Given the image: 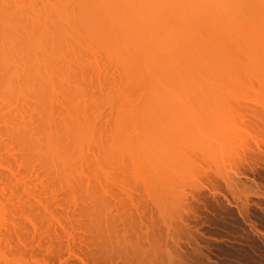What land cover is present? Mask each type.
<instances>
[{
	"label": "rangeland",
	"instance_id": "rangeland-1",
	"mask_svg": "<svg viewBox=\"0 0 264 264\" xmlns=\"http://www.w3.org/2000/svg\"><path fill=\"white\" fill-rule=\"evenodd\" d=\"M232 19L207 69L176 61L181 36L153 70L145 36L111 50L49 22L21 68L40 78L10 93L0 68V264H264V17Z\"/></svg>",
	"mask_w": 264,
	"mask_h": 264
},
{
	"label": "bare ground",
	"instance_id": "bare-ground-1",
	"mask_svg": "<svg viewBox=\"0 0 264 264\" xmlns=\"http://www.w3.org/2000/svg\"><path fill=\"white\" fill-rule=\"evenodd\" d=\"M46 1L48 2L47 5H46ZM40 2H41V6L43 8H41V6L39 4ZM261 14H263V15H261ZM100 16H101V18H103L104 16H106V19H107L106 21L108 23L107 22H104L103 19H101V21H99V20L97 21L98 17H100ZM252 16L255 19H256L257 16L264 17V0H0V68H1V70L2 69L4 70L3 73L5 74V75L3 74L4 75V78H2V79H3V81L7 80L8 82H10V83H8L6 81L8 83L7 85H10L8 88L11 87L10 91L11 90L12 91L10 92L9 89L7 91L10 92V93H12L13 90L15 89V92L14 93H16L18 90L14 86V85H16V84H14V82L16 81L14 79H16L18 76H20V80L21 81L17 78L20 82L18 83L17 82L18 80L16 82L19 85H21V83L24 84L26 82H28V83L31 82L30 79L29 80L26 79V78H28L26 76V73H27V75L28 74H31L35 78L39 75V72L38 71L40 69H37V70L35 69L36 71H32L31 73H30V71L27 72L26 69H25L24 70L25 73H23L24 71L22 70L23 69L22 68V65L26 61L29 62L31 60V57H33V55H34V54L33 55H30L29 54L31 52V50L29 51L30 48H32L33 46H35V48L38 47V49L40 47H42V45H43V43H42L43 42V37L42 36L39 37V35H41V34L44 35L45 34V33L43 34L42 32H46V30L48 29V28L46 29L48 22L51 23V30H52L53 26L55 27V25L52 26V24H57L60 27L62 25H65L64 27L67 28V29L65 28V32H66V33L64 32L65 35L66 34L67 35H70L71 34L75 38L76 34H80L81 33L85 37L87 36L89 38L90 42L91 41H94V42L100 43V45L101 44H103V45L106 44L107 46H104V47H107L108 49H111V50L113 49V50H118L119 51V49L121 50V48H123V50H125V48H126L125 45L128 44V41L131 39L129 37L136 36V35H137V37L138 36H141V37L145 36L147 39H146V42H144L145 44L143 46L144 47L143 48V51L145 49V53L146 54H145V57H144L145 59L141 58V61L145 60L143 62L144 63L146 62L149 67L155 65L153 62H155L156 64H159L160 63L161 53L160 52L159 53L157 52L159 50H157L156 47L158 45H161V43H163V41H166V40L169 41L170 40V42L172 41L171 42L172 43L171 45H174V47L172 46L173 47L172 51H174V52H175V48H176L175 46H178V45H179V47L177 49H179L180 52L184 48V45H185V47L187 46L186 49L189 48V50H187V52L189 51V54L190 55L186 54L187 53L186 51H185L186 53H183L184 51L181 52V53L185 54L184 56H181L182 54L181 55H178L180 52H178V50L176 49L177 50L176 52L178 54L176 52L174 54H177V56H180V57L176 58V61H177V59L180 58V59H182L181 60L182 63H183L184 60L187 62L186 57L187 56L189 57V58L187 57V59L189 61L190 56H191V58L193 60L190 59V62L192 64L190 66H193L194 64H196V65H194V67L195 66L197 67L198 66L197 64H201L203 62V65H204V64L209 63L210 60L213 61V59H214V61H213V64L214 65L212 64V62H211V64L213 66H215V63H216L217 59H219V58L222 59L221 56H224V55H222L223 54L222 51H224V50H222V48L220 46H224L225 45L223 43L225 42L224 39L226 38V36H223V33L224 32L227 33L226 32V29L229 28V25L231 23V22L229 23V21L232 19V17H237L238 18V19L237 18H233L232 20H239V21L241 20V22H242V19L243 20H245L247 18L252 19L253 18ZM242 17H244V18H242ZM228 18H229V20H228ZM47 19H50L53 23L51 21H48ZM46 22H47V24H44ZM102 22H104V23L102 24ZM226 22H228L229 25ZM234 24H236V23H234ZM244 25H245V23H244ZM51 30H49V31L51 32ZM60 30H58V31H60ZM230 30H232V29H230ZM36 31H37V34L38 35L36 33H34ZM49 31H47V33ZM181 32H183V33L186 32V33L183 35V33H181ZM56 33H57V31H56ZM54 36H55V33H54ZM59 36L57 35V37H59ZM62 36L64 37L63 34H62ZM180 36L183 39H181ZM87 37L85 38L86 40H87ZM155 37H156V39H154ZM179 37H180V39H179ZM54 38H56V37H54ZM123 38H125V40ZM127 38H129L128 41H127ZM184 38L187 39V41L189 42L188 45H186L188 42L187 41H184ZM140 39L142 40V38H140ZM178 39L181 40V41H179ZM60 40H62V39H60ZM133 40L134 39L131 40V43L133 42L134 44H136V42H134V41H138V40H134V41ZM235 40H236V38H235ZM44 41H47V40H44ZM144 41H145V38H144ZM158 41H159V43H157ZM178 41L181 42L182 45H180V43L177 45L176 43ZM182 41L185 42V43L183 44ZM226 41H228L227 38H226ZM53 42H51V43H53ZM68 42L71 43L70 40H68L67 43ZM125 42H126V44H125ZM156 43L158 45H156ZM165 43L163 45H165ZM221 43H222V45H221ZM130 44H128V45H130ZM43 46H45V45H43ZM72 46H74V45H72ZM131 46H135V45H131ZM137 46H140L141 47V44H139ZM137 46H135V50H136V47ZM168 46H170V45L168 44ZM182 46H183V48H182ZM234 46H236V45H234ZM62 47H61V49H62ZM50 48H52V46ZM180 48H182V49L180 50ZM45 49H46V47L44 48V51H46ZM61 49H59V50H61ZM65 49H66V47L63 50H65ZM40 50H41V48H40ZM183 50H185V49H183ZM54 51H55V49H54ZM107 51H110V50H107ZM169 51H170V48H169ZM129 52H131V51H128V53ZM110 53H112V52H110ZM119 53L120 52H118V54ZM40 54H43V52L42 53L39 52V56H37V57L40 58L41 57ZM36 55H38V53H36ZM172 55H173V53H172ZM35 56H34V58H35ZM43 56H45V54ZM56 56H58V55H56ZM158 56H160L159 59L156 58ZM121 57L119 56V58H121L123 60L122 61L120 59L119 60L122 63H123V61L124 62H127L128 65H130V62L129 61H131V63H132V60L134 61V59H135V58L134 59L131 58L130 60L125 61L126 59H128L127 58L128 56L126 58H123L124 55H121ZM166 57H163V58L166 59ZM183 57H185L184 60H183ZM25 58H27V59H25ZM39 58L36 59V61L38 62V64L40 63L39 60H42V59H39ZM46 58L51 59V57H46ZM155 58H156V60H155ZM163 58L161 57V60H164ZM194 58L196 60L195 61L196 63L194 62ZM43 59H44V57H43ZM52 59H53V57H52ZM152 60H154V61L152 62ZM166 60L169 61V59H166ZM52 61L54 62V60H52ZM139 61L140 60H137V61H135L136 63L134 62V63H132L133 65L132 64L131 65L134 66V67H136L137 62H139ZM158 61H159V63H158ZM168 61H167V64H168ZM185 61H184V63H186ZM44 62L46 63L45 60L43 61V63ZM190 62H189V64H190ZM217 62H219V61H217ZM149 63H151V65H149ZM162 63H160V64L162 65ZM164 63L166 64V61ZM164 63H163V65H164ZM123 64H126V63H123ZM134 64H136V65H134ZM211 64H210V66H209V64H207L205 66H202V68L203 67L204 68L206 67V69H207V66H209V68H210V67H212ZM216 64L218 65V63H216ZM147 65H145V66H147ZM187 65H188V63H187ZM219 65L221 66L220 63H219ZM157 66L155 65V66L151 67V69L154 70V68L157 67ZM190 66H188V67L190 68ZM28 67H30V64H29ZM134 67H132V68L134 69ZM163 67H165V65ZM184 67H186V66H184ZM216 67L218 68V66H216ZM48 68L50 69V67H48ZM167 68H168V66H167ZM209 68H208V71H209ZM20 69H21V73L22 74L20 73ZM138 69H139V66H138ZM182 70H184V69H182ZM169 71H167V72H169ZM35 72H37L38 75L37 74L34 75L33 73H35ZM145 72H147V71H145ZM136 73H138V72H136ZM154 73L156 74V72H154ZM162 73H164V72H162ZM170 73H171V71L169 72V74ZM50 74H48V75L50 76ZM131 74H132L131 76H134V77L136 76L135 75V72H131ZM138 74H140V73H138ZM22 75L23 76L24 75L26 76V77L24 76L26 80H23L24 77H22ZM165 75H167V74H165ZM138 77L139 76L135 77L134 79H136ZM45 78H47V77H45ZM187 78H188V76H187ZM205 79L208 80L207 78H205ZM33 80L36 81V79H33ZM12 81H13V83H12ZM39 81H41V80H38V82ZM44 81H45L44 84L47 83L46 84L47 87L45 85L43 87H46V90L45 91H47V89L49 88L48 87V84L50 85V83L47 82V81H51V79L48 78L47 81H46V79H44ZM149 81L151 83L152 80H149ZM38 82H35V83L38 84ZM168 82H169V80H168ZM5 83L3 82V84H5ZM40 85H42V84H40ZM151 86L149 85V87H151ZM20 87H22V85ZM12 88H14V89H12ZM5 89H7V88H5ZM147 89H148V91H147V94H145V95L147 96V98H149L150 96L148 95V93L151 92V90L149 91V88H147ZM42 90H43V88H42ZM161 90H163V89H161ZM45 94H46V92H45ZM151 94H153V93H151ZM162 94L164 95V93H162ZM51 96L49 97L50 100L52 99ZM130 96H132V95H130ZM153 96H154V94H153ZM142 98H143V96H142ZM164 99H166V98L164 97ZM45 102H47V101H45ZM46 104L48 105L49 103H46ZM41 105H43V103ZM42 107H44V105ZM66 112H65L64 118H66V120H67V116H66L67 114H66ZM69 112H70V110H69ZM63 113H62V115H63ZM74 113L72 111V113H69L68 116L70 117V114H72L71 116H74L75 115ZM75 116L72 119H75V123L80 124V122H82V121H80V122L77 121L76 122V118L77 117H75ZM69 117H68V120H69ZM49 118L47 117V120H46V122H48V124L50 123L49 121L52 119V118L51 119H49ZM64 118H63V120H64ZM63 120H62V122H63ZM68 120L66 121V123H69L70 122L69 124H71V122H73V124H72L73 126L72 125L71 126L72 127L75 126L72 129L73 132L72 131H68L70 129L68 127L69 129L68 130L66 129L68 132H70L72 134V133H75V131H76V133L78 132V136L79 135L82 136L83 134L86 133V129H87L86 126L85 127H82L84 125L81 126V124H80L79 125L81 127L80 128V127H77L75 125L74 120H71V118H70L69 122H68ZM77 120H79V119H77ZM64 122H65V120H64ZM42 124H44V123H42ZM46 125H47V123H46ZM66 126H68V125H66ZM61 128H63V126H61ZM78 128H79L80 131L79 130L77 131ZM82 128H83V130H82ZM54 131H55V133H53L52 131H51V133L48 132L49 133V140H48L49 142H50V139L52 137L51 135H54V134L56 135L57 134L56 129ZM68 132H66V133H68ZM70 133L67 136H70L71 135ZM76 133H75V136H76ZM123 135H125V134H123ZM56 136L53 137V139L56 138ZM75 136H74V138H76ZM57 137H59V136H57ZM62 138L63 137H61L59 139L57 138L56 141L57 140L58 141H61ZM83 138H84V136H83ZM53 139H51V140H53ZM63 140L61 141V143L63 142ZM56 141L55 142L54 141H51V142H54L53 143L54 145L52 143H49V144H51L50 146L53 145L51 148L57 146L56 144H59V142L58 141L56 142ZM76 141L78 142L79 140H76ZM71 142H69L70 144H68V146L72 145L73 143H76V142H72V143ZM59 145L57 146L56 153H58V150H59L58 147L61 148V150H63L62 147H61L62 145L61 146H59ZM44 146L46 147V144ZM48 147H49V145H48ZM63 148H65V150H63V151L59 150V151H61V153H59V154L61 156V155H63L62 152L65 151L64 152V157L63 156H61V157L63 158V161L64 162H67L69 160V157H66V154L65 153H68V151H66L67 150L66 147H63ZM49 149H50V147H49ZM54 150H55V148H53V150L51 149L50 151L52 152ZM53 154H55V151L53 152ZM66 159H67V161H65ZM2 189L3 190L0 191V192H3L4 191V188L3 187H2ZM4 195H5V193H4ZM2 202H4V201L1 200V197H0V227L1 228H2V225L4 227V225L7 222V219L5 218L6 217L5 215H7L6 214L7 213V208L5 209L6 210V213H3V210H1V209H2V207H5L6 204L4 203V205H5L4 206L2 204ZM1 211H2L3 214L1 213ZM1 220H2V222L5 220V223L2 224ZM8 224L9 223H7L5 225V227L6 226H9ZM1 228H0V231H1ZM7 229H9V227ZM0 241H2V239Z\"/></svg>",
	"mask_w": 264,
	"mask_h": 264
}]
</instances>
